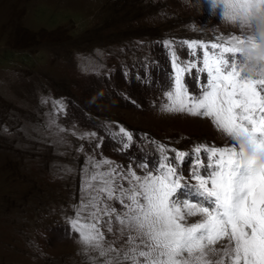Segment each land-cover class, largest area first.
Instances as JSON below:
<instances>
[{
    "label": "rangeland",
    "instance_id": "rangeland-1",
    "mask_svg": "<svg viewBox=\"0 0 264 264\" xmlns=\"http://www.w3.org/2000/svg\"><path fill=\"white\" fill-rule=\"evenodd\" d=\"M237 34L211 0H0V264H100L70 227L94 163L143 175L159 145H226L208 119L160 110L165 42L186 57L185 41ZM113 227L105 247L123 253Z\"/></svg>",
    "mask_w": 264,
    "mask_h": 264
},
{
    "label": "snow or ice",
    "instance_id": "snow-or-ice-1",
    "mask_svg": "<svg viewBox=\"0 0 264 264\" xmlns=\"http://www.w3.org/2000/svg\"><path fill=\"white\" fill-rule=\"evenodd\" d=\"M219 8L240 29L253 9L264 10V0H222ZM183 43L186 57L165 42L171 72L160 110L206 118L228 143L197 144L190 153L159 145L156 162L140 165L143 175L94 163L70 227L104 258L100 264H264V69L250 77L240 68L242 53L256 45L245 34ZM119 131L128 148L132 133ZM241 137L258 153L248 163L236 143ZM114 224L127 234L123 253L105 247L104 229L113 232Z\"/></svg>",
    "mask_w": 264,
    "mask_h": 264
},
{
    "label": "clouds",
    "instance_id": "clouds-1",
    "mask_svg": "<svg viewBox=\"0 0 264 264\" xmlns=\"http://www.w3.org/2000/svg\"><path fill=\"white\" fill-rule=\"evenodd\" d=\"M214 2L219 7L222 0H214ZM221 20L225 24L238 27L226 18H221ZM239 28L245 35L250 36L256 45L254 49H246L242 53L240 68L244 75L255 77L258 69H264V10L257 12L253 9L247 18L241 22ZM236 143L244 145L243 163H248L254 157L258 156L256 149L248 143L246 137L239 138Z\"/></svg>",
    "mask_w": 264,
    "mask_h": 264
}]
</instances>
